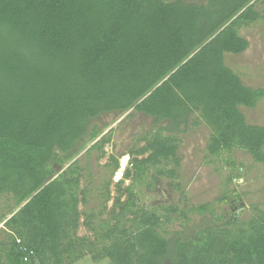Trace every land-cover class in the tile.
Returning a JSON list of instances; mask_svg holds the SVG:
<instances>
[{
	"label": "trees",
	"instance_id": "16d2710c",
	"mask_svg": "<svg viewBox=\"0 0 264 264\" xmlns=\"http://www.w3.org/2000/svg\"><path fill=\"white\" fill-rule=\"evenodd\" d=\"M258 1L0 0V197L12 202L1 218L0 264H73L87 255L106 264H264V209L240 225L233 211L225 224L168 237L162 224L178 209L139 207L130 185L126 200L114 198L115 221L98 225L109 184L98 212L81 210L84 168L73 160L86 135L100 134L90 131L93 119L132 109L155 126L130 151L124 176L134 182L151 169L153 184L164 174L174 180L179 134L201 121L212 131L210 154L242 149L264 164V125L240 109L255 108L264 88L246 85L225 61L249 46L240 29L264 20ZM111 139L109 131L86 155L105 154ZM110 160L117 171L119 159ZM81 224L94 240L78 235Z\"/></svg>",
	"mask_w": 264,
	"mask_h": 264
},
{
	"label": "rangeland",
	"instance_id": "374dc122",
	"mask_svg": "<svg viewBox=\"0 0 264 264\" xmlns=\"http://www.w3.org/2000/svg\"><path fill=\"white\" fill-rule=\"evenodd\" d=\"M205 2L206 0H185ZM258 7L264 11V0L258 1ZM240 33L249 41L248 48L240 54H225L226 64L234 69L243 82L251 87L264 88V20L240 29ZM247 122L264 125V97L255 108L240 106ZM96 127L99 135L92 140L86 135L80 142L78 155L73 159L81 160L83 176L81 187H86L88 203H80V209L97 212L102 207V192L109 184L111 198L96 224L102 225L110 219V210L116 196H122V201L128 198L125 188L132 186L137 197V205L146 210L166 214L165 208L175 206L177 212H170L171 219L164 220L162 233L166 236L181 235L191 237L207 225L225 224L237 212L238 224L247 222L256 212V208L264 209V164L256 162L252 156L242 150L224 151L221 155H212L207 150V143L211 135V128L204 122L191 125L179 134L180 146L178 156L181 165L177 169V176L173 180L169 175H162L156 184H153L151 169L143 180L134 182L126 178L124 173L130 165L132 148L137 149L145 144L144 137L149 136L155 129L153 118L143 112L132 109L126 112H111L101 114L92 120L90 131ZM111 131L112 139L104 150H95L86 155V150ZM110 155L119 159L120 168L114 171ZM174 164L166 165L170 169ZM61 169V168H60ZM59 169V170H60ZM119 175L121 190H118L116 177ZM234 199L235 207L230 202ZM12 204L6 196L0 197V228L3 225L1 218L9 213L8 206ZM202 204H209V209L191 210ZM185 214V215H184ZM9 215L7 214L6 217ZM100 216V215H99ZM130 216L129 218H131ZM84 220V217L81 219ZM81 221V222H82ZM130 225V222H127ZM104 227H101L100 231ZM79 236L96 238L95 232L89 227L81 226ZM1 237V235H0ZM108 259L96 262L91 255H87L73 264H106Z\"/></svg>",
	"mask_w": 264,
	"mask_h": 264
},
{
	"label": "flooded vegetation",
	"instance_id": "af4514ba",
	"mask_svg": "<svg viewBox=\"0 0 264 264\" xmlns=\"http://www.w3.org/2000/svg\"><path fill=\"white\" fill-rule=\"evenodd\" d=\"M230 202H232L231 205H232V208H234L236 206L235 203H234V199H231Z\"/></svg>",
	"mask_w": 264,
	"mask_h": 264
},
{
	"label": "water",
	"instance_id": "95a60500",
	"mask_svg": "<svg viewBox=\"0 0 264 264\" xmlns=\"http://www.w3.org/2000/svg\"><path fill=\"white\" fill-rule=\"evenodd\" d=\"M119 178H120V177H119V175H118V176L116 177V181H118V180H119Z\"/></svg>",
	"mask_w": 264,
	"mask_h": 264
}]
</instances>
